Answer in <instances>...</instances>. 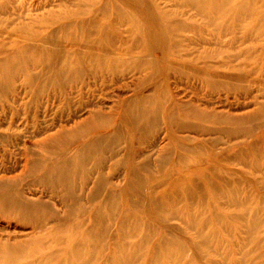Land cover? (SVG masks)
<instances>
[{
  "label": "rangeland",
  "instance_id": "obj_1",
  "mask_svg": "<svg viewBox=\"0 0 264 264\" xmlns=\"http://www.w3.org/2000/svg\"><path fill=\"white\" fill-rule=\"evenodd\" d=\"M250 8L262 14L264 0H251ZM183 9L182 23L194 24L176 31V37L145 38L142 55L150 66L122 71L110 70L112 63L103 62L102 55L124 51L130 37L107 18L84 31L93 32L92 44L96 36H113L114 48L107 43L92 48L79 37L71 44L64 40L68 22L46 25L35 19L54 20V0H10L8 7H0V24L36 20L34 29L51 34L45 51L59 53L57 63L75 46L72 57L93 56L83 68L105 69L100 75L89 71L76 83L64 76L40 92L17 77L10 99L0 100V200L5 202L0 204V245L35 249L33 258L66 264L63 255L54 256L69 245L66 238L58 243L57 233L68 226L75 231L85 225L86 230L111 198L115 210L105 217L101 240L85 264H114L116 241L127 248L135 243L121 227L124 218L130 222L133 216L154 224L158 232L130 264H151L162 235L169 232L199 254L193 264L247 263V253L252 264H264V24L257 25L264 19L207 20L194 9ZM224 21L232 27L222 26ZM106 24L112 27L105 29ZM58 66L47 63L37 70L47 69L54 78L64 70ZM134 167L142 183L133 196L127 184ZM192 179L191 197L185 198L178 186ZM208 181L223 192L220 201ZM140 200L149 208L137 210L132 203ZM156 206L170 213L166 219L156 216ZM181 211L197 212L201 222L196 227L210 236L215 250H195L197 229L179 218ZM217 215L224 218L222 226ZM254 216L260 223L250 234L246 226ZM159 255L161 264H188L177 254L170 259Z\"/></svg>",
  "mask_w": 264,
  "mask_h": 264
},
{
  "label": "bare ground",
  "instance_id": "obj_2",
  "mask_svg": "<svg viewBox=\"0 0 264 264\" xmlns=\"http://www.w3.org/2000/svg\"><path fill=\"white\" fill-rule=\"evenodd\" d=\"M250 1L251 0H163L161 2V0H54V20L45 19V21L41 19L40 16L35 19H38L40 21L42 20L43 22H45V24L47 23L46 25H54L57 23L62 24L63 22H68L66 24L67 30L64 29V32L62 31L61 33L63 34L64 40L67 39L69 42V40L74 39L75 41V39L79 37L81 39H84V42H87V45L91 46L92 48H97L98 46L103 45V43H107L108 45H111L112 48H114V40H112L114 39V37L110 36L109 34L96 36L95 44H92L91 37L94 34L90 31H84V27L86 25L88 26L89 24L95 27H97L98 25L101 26L103 18H107V20H110L113 25H115L116 23L115 27L117 29L122 30L123 28H126V30L128 31V35L131 38L127 39L128 47H126L124 51H120V48H117L119 51H106L102 55L103 57L105 55L104 58L102 57V61L103 59H105L108 62L112 63L110 70L122 68V71H127V66L130 67V69L138 70L144 68L145 64L147 65L149 60L144 59L145 57L142 55L145 54L146 49L145 38L149 37L156 40L158 36L163 37V35H166L167 33H169V36L172 35V37H176V31L183 28L188 29V27H191V24H194L193 22L188 20L187 22L183 20L185 23H182V20H180L181 16L179 12L183 8L184 12L185 8L194 9L198 14L200 13L207 20H214L215 18L220 19L219 17L221 16L226 18H233V20H238L243 15H246L248 18L256 17L254 18L255 20H259L260 17L264 19V11L261 10V14L259 12L256 13V11L252 8L248 9ZM254 1L258 0H253V2ZM167 2H170L171 5L168 7H163L162 3ZM9 5L10 0H1L0 2L1 8L5 9ZM90 15H93L92 18L90 17ZM36 20L24 22L21 19H13L12 22L9 21L5 22V24H0V39L6 38V40H3V43L0 44V100H2L5 96L9 97L10 99V89L16 81L17 77L19 78V83H21V80H23V86H25L26 88H30L32 90L33 88H35L34 92H40L46 87H51L55 81H58L59 78L62 79L64 76H66L67 78H64L65 80L76 83L75 81H77L81 77H84V75L89 71H95L96 75H100L103 70H105L104 68H83V65L86 64L85 62H92V60L89 61L88 59L93 56L89 55V58L87 56L77 58L72 57L74 55V50H76L75 46H72L70 52L67 51L64 54V57L61 56L60 61H58L57 63L55 58L58 57L59 53L48 54L45 51L47 50V48L45 47V41H47V38H51V36L48 37L51 34L47 33L44 35V33L40 31L38 27L37 29H34V26L36 25L34 23H37ZM262 21L263 20H259L257 25L264 24V22ZM218 23L220 22L218 21ZM221 25H225L227 26V28L232 27V24L230 23L228 25L226 21L222 22ZM108 27L111 28L112 25L106 24L105 29H107ZM216 27L217 26H215V30ZM129 39L131 41H129ZM6 42L7 45L4 44ZM168 45L169 46H167V48L169 49L171 45L170 43H168ZM57 50L58 48L54 49V52ZM69 55L71 56L69 57ZM102 61L98 60L99 63H102ZM47 63H54V65H59L58 67H61L64 70L61 73L57 72L56 74H54V78L52 76L53 73L51 74V72H49L47 69L42 72L41 70H37L38 65H46ZM92 64H94V62ZM49 73L51 75H47ZM131 129L132 132H135L134 130H136L133 125ZM131 170L132 172L127 184V190L133 196L139 195L141 191L142 180L141 178H139L138 171L135 167ZM202 175L204 176V174ZM195 179H192L178 186V189H180L179 191L183 193L185 198L191 197L190 184ZM208 183L214 198L216 199V201H220L224 197L223 192H221L212 183V181H208ZM176 194H178V192ZM235 200L237 201L236 198ZM0 204L5 206V202H1V200ZM114 204V199L110 198L109 200L105 201L104 204H102L103 211L101 212L102 206L99 207V210L96 211L95 215L92 217V225L88 226L86 230V226L83 225L80 228L78 226L77 230L75 231H72L71 228L68 230L69 226L65 229L66 231H59L57 234L60 235L58 238H56V240H58V243L59 240L61 241L62 239L66 238L69 242V245L57 249L56 252H54V256L57 253L59 255H63L65 257L66 264H85V257L87 255H91L93 245L95 244V242H98V240H101L103 230L105 229V217L114 212ZM132 204L137 210H141L142 208L146 210L149 208L148 205L147 207L145 206L146 204L142 205V202H133ZM157 207L158 206L153 207V209H155V214H157L156 216L161 219H166L168 214L170 213H163L161 209L162 207ZM10 208L12 209V206ZM15 208L16 206L13 205V209ZM147 214H149L148 211ZM196 214L197 212H193L191 216L190 214L181 211V213H179L180 217H178L182 218L189 227L197 229V239L193 241L195 250H198L200 247H203L206 250H210L211 248V250H215L210 236H206L196 227L201 222L200 216L197 217ZM216 217V219H218L219 221V224L222 226L224 223V218L218 215ZM22 218L24 217L22 216ZM259 223V220L254 216L250 224L246 226L249 228H247V230L250 234H254L256 232ZM121 227L122 232H124L125 235H129L130 238L135 239V243L131 247L127 248V246H125L123 243H120V241H116L115 245L118 248V257L115 259L114 264H130L131 261L136 262L139 256L143 254L148 241L153 238V236L158 232V228L154 224L151 225L137 216H133L130 222L127 218H124V220H122ZM81 229H83V231H81ZM170 233L171 232L164 233L162 235L159 251L155 253L150 263L161 264L159 254L165 253V255L169 257V259L172 255L177 254L181 258L183 257L187 259L188 264H193V262L196 261L195 258L199 254L197 256H195V254H192L188 246L182 240ZM8 244L0 245V264H50L48 259H44L41 257L33 258L32 256L35 255V252L33 251L35 249L31 251L28 248L30 252L28 250V252H23V246H21V249V247H19L17 244V246L15 247L14 245L10 246V244ZM188 244L190 245V243ZM33 247H35V243ZM33 247H31V249ZM26 249L27 248H25V250ZM140 252H142V254ZM246 255L251 258V254L247 253ZM27 257H30L32 259H25ZM248 257L247 263L242 262L241 264H252ZM46 258H48V256H46Z\"/></svg>",
  "mask_w": 264,
  "mask_h": 264
}]
</instances>
